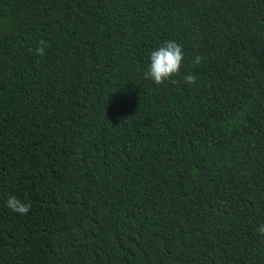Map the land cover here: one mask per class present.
I'll return each instance as SVG.
<instances>
[{
	"label": "trees",
	"instance_id": "obj_1",
	"mask_svg": "<svg viewBox=\"0 0 264 264\" xmlns=\"http://www.w3.org/2000/svg\"><path fill=\"white\" fill-rule=\"evenodd\" d=\"M261 224L264 0H0V264H264Z\"/></svg>",
	"mask_w": 264,
	"mask_h": 264
},
{
	"label": "clouds",
	"instance_id": "obj_2",
	"mask_svg": "<svg viewBox=\"0 0 264 264\" xmlns=\"http://www.w3.org/2000/svg\"><path fill=\"white\" fill-rule=\"evenodd\" d=\"M49 47V42L41 39L37 42V46L34 49H29V52L36 57L44 58L47 56V49ZM184 59L182 46L178 42L165 41L150 53L144 78L151 80L155 85H162L180 73ZM201 60L202 57L196 55L193 63L198 65ZM183 83L186 86L194 87L197 85V77L192 73L186 74L183 77ZM5 206L11 212L20 216H24L31 211V204L22 201L15 195L8 196ZM257 230L261 235H264V224L259 225Z\"/></svg>",
	"mask_w": 264,
	"mask_h": 264
}]
</instances>
